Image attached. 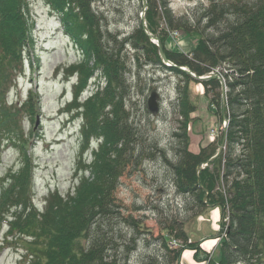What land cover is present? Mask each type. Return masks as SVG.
<instances>
[{
    "label": "trees",
    "instance_id": "16d2710c",
    "mask_svg": "<svg viewBox=\"0 0 264 264\" xmlns=\"http://www.w3.org/2000/svg\"><path fill=\"white\" fill-rule=\"evenodd\" d=\"M46 1L61 16L67 35L83 55L80 62L67 68L69 75H78L68 111L83 118V159L92 139L99 146L91 151V162L78 169L80 182L75 190L67 195L53 192L42 212L33 202L34 167L29 159L20 171L10 169L3 177L0 232L2 220L7 221V242L22 240L25 254L20 264H125L119 256L126 243L121 244L123 236L114 219L120 215L115 192L132 161L137 163L145 155L154 157L153 153L144 154L139 146V123L125 106L130 95L125 50L129 44L137 52L139 69L153 64L179 78L174 103L179 116L174 156L169 159L157 144L150 149L156 155L163 154L171 167L187 214L182 220L178 216L165 219L162 230L175 231L179 240H187L184 222L190 211L195 214L208 205H220L223 218L228 217L220 231L222 257L209 264H264V0H208L183 15L173 12L169 0H140L141 12L144 1L147 3L145 18H138L136 29L122 40L105 29L109 22L94 7L95 0ZM28 13V0H0V90L13 70L24 65V52L32 41ZM162 23L165 28H161ZM180 29L200 35L193 50L167 49L169 31ZM147 32L159 38L173 66L163 62L159 47ZM179 67L197 76L213 77L198 80ZM220 67L222 71L216 72ZM98 72L99 85L81 101L79 96ZM191 82L204 86L205 94L212 96L211 105L221 114V120L228 122L225 148L212 161L219 149L214 139L198 153L189 149L188 129L196 111L190 97ZM223 87L227 88L224 97ZM5 103L0 99V109H7ZM10 117L0 116V146L4 142L18 143L21 137L7 125ZM124 221L136 231L141 227L132 216ZM161 237L162 247L170 256L166 264L176 263L185 247L200 248L190 243L174 249L167 236ZM125 253L128 259L130 253Z\"/></svg>",
    "mask_w": 264,
    "mask_h": 264
},
{
    "label": "rangeland",
    "instance_id": "374dc122",
    "mask_svg": "<svg viewBox=\"0 0 264 264\" xmlns=\"http://www.w3.org/2000/svg\"><path fill=\"white\" fill-rule=\"evenodd\" d=\"M200 2L206 4L208 0H169V5L176 15H183ZM28 4L32 41L24 52L23 67L13 70L0 90V99L6 102L7 108L0 109V116L10 114L7 125L21 135L17 138L18 143L4 142L0 146V185L10 169L20 171L29 159L34 167L33 202L38 212H42L53 192L67 195L75 190L80 182L78 169L85 162H91L92 152L84 155V159L81 156V121H73L77 112L74 111L73 115L68 111V104L75 97L74 83L78 81V75L69 79L67 68L80 62L83 55L67 35L61 16L52 11L46 0H28ZM146 4L142 12L140 0H95L94 7L99 8L107 18L109 24L105 29L119 35L118 39L122 40L136 29L138 18H145ZM161 28H165L164 23ZM199 39L198 33L173 30L169 31L166 47L171 51L188 52L197 46ZM125 50L130 90L125 106L139 123L142 134L139 146L144 154L153 153L154 157L145 155L137 163L132 161L115 192L120 215L114 219L117 230L123 236L119 240L121 244L126 243L119 253L120 260L125 264H166L170 256L162 247L161 236L165 235L169 239V246L174 249L190 243L194 247L200 246L198 249L185 247L174 264H209L210 260L219 262L222 257V222H228V217L223 218L220 205H208L195 214L190 211L191 215L184 222V230L189 237L187 240H179L175 231L162 230L161 222L165 219L178 216L182 220L187 214L184 211V197L178 195L172 180L171 167L163 154L156 155L154 149H150V146L157 144L160 150L166 151L169 159L174 156V132L179 125L174 103L179 78L175 73L166 72L153 64L139 69L136 50L130 44L125 46ZM219 71H222V67L216 70ZM97 75L99 72L89 80L81 101L93 94L94 87L99 84ZM153 91L159 93L161 105L158 114H152L147 106ZM189 91L196 105V111L191 115L195 120L188 129L190 151L198 153L213 139L220 149L228 122L221 120V114L211 105L212 96L205 94L202 84L191 82ZM93 146L98 147L99 143L95 141ZM129 216L141 223L139 230L136 231V227L124 221ZM1 224L0 264H20L25 254L22 240L10 239L7 242L10 226L4 220ZM136 236L139 237L137 247ZM80 242L86 243L84 239ZM126 251L130 253L128 259L125 257Z\"/></svg>",
    "mask_w": 264,
    "mask_h": 264
},
{
    "label": "water",
    "instance_id": "95a60500",
    "mask_svg": "<svg viewBox=\"0 0 264 264\" xmlns=\"http://www.w3.org/2000/svg\"><path fill=\"white\" fill-rule=\"evenodd\" d=\"M145 4V1H144ZM147 34L150 36L151 40L157 44V46L160 49V55L163 59V62L167 65V66H173V64L166 58L165 52L163 47L161 46L160 40L157 37H153L151 34H149L147 32ZM180 70H183L185 72H187L188 74H190L191 76H193L194 78L198 79V80H207L213 77V75H209V76H197L195 73H193L192 71H190L188 68L186 67H179ZM225 91H226V87H223V97L225 96ZM159 93L157 91H153L150 95V97L148 98V102H147V106L148 109L151 113L156 114L160 112V104H159ZM226 145V135L224 134L223 137V141H222V145L220 147V149L218 150V152L215 154V156H213L209 161L214 160L215 158H217L221 152L224 150ZM208 164L206 163L202 168H205ZM180 258V256H179ZM179 260V259H178Z\"/></svg>",
    "mask_w": 264,
    "mask_h": 264
},
{
    "label": "bare ground",
    "instance_id": "6f19581e",
    "mask_svg": "<svg viewBox=\"0 0 264 264\" xmlns=\"http://www.w3.org/2000/svg\"><path fill=\"white\" fill-rule=\"evenodd\" d=\"M91 148H92V150H93V149L95 148V146H92Z\"/></svg>",
    "mask_w": 264,
    "mask_h": 264
}]
</instances>
